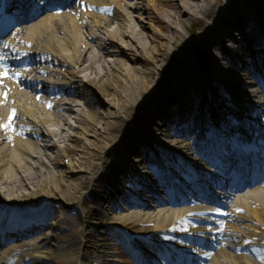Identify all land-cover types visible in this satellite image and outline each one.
I'll return each instance as SVG.
<instances>
[{
	"label": "bare ground",
	"instance_id": "1",
	"mask_svg": "<svg viewBox=\"0 0 264 264\" xmlns=\"http://www.w3.org/2000/svg\"><path fill=\"white\" fill-rule=\"evenodd\" d=\"M236 2L67 0L59 5L56 0H38L51 12L27 16L17 8V21L0 17L4 29L14 27L0 44V264H93L108 253L115 255L109 264H127L112 242L121 239L130 246L133 241L123 234L127 230L136 234L133 240L146 242L142 234L156 229L175 237L160 253L186 256L184 264L197 256L196 264H264V149L257 147L246 161L217 144L209 149L205 141L196 143L198 139L191 138L195 134L186 132L187 138L182 139L175 125L162 123L175 113V122L179 115H191L185 119L191 124L188 119L196 118V125L204 109L209 117L213 105L211 96L205 97V104H196L202 98L199 92L215 95L216 111L229 107L222 104L223 93L228 92L229 101L240 103L233 125L248 127L249 133L264 141V124H260L264 116L258 111H264L263 92L258 86L246 87L254 83L247 75L256 70L254 61L259 58L264 63V11L238 8ZM214 14L221 21L206 22L204 27L210 30L202 31L192 43V26ZM18 20L23 23L16 25ZM232 29L240 36L241 48L248 43L254 45L253 51L246 45L231 48L235 47ZM196 46L205 58L203 63L211 66L198 71L193 64L190 73L187 67ZM251 51L255 60L250 58ZM225 58H231L228 66ZM18 65L22 68H11ZM95 93L105 102L96 103ZM138 114L141 117L135 120ZM156 116L160 118L154 124ZM241 118L252 122L251 126ZM140 126L142 131L136 134ZM150 130L155 135L164 132L159 149L147 142ZM208 149L218 155L221 169L232 179L249 184L246 193H239L226 209L217 211L213 199L200 203L195 196L158 209L140 208L130 198L123 209H112L113 194L122 192L118 182L107 178L128 167V153L132 154L129 165L136 164L137 173L150 172L143 167L144 159L165 164L181 159V169L190 179H208L222 186L223 181L210 170L191 164L201 161L195 150L204 155ZM113 153L121 160L112 159L104 169ZM254 160L261 161L257 172L262 181L250 186L256 176L244 166ZM117 163L121 167L113 170ZM57 166L64 171L56 170ZM170 172L176 176L175 189H184L183 178ZM122 184L125 191L133 192L129 183ZM144 187L148 184L139 190ZM150 238L154 237L150 234Z\"/></svg>",
	"mask_w": 264,
	"mask_h": 264
},
{
	"label": "rangeland",
	"instance_id": "2",
	"mask_svg": "<svg viewBox=\"0 0 264 264\" xmlns=\"http://www.w3.org/2000/svg\"><path fill=\"white\" fill-rule=\"evenodd\" d=\"M229 1V0H228ZM243 6H249V7H255V10L257 11V10H262V11H264V0H237V2H236V7H243ZM255 11V12H256ZM254 15H256V13L254 14ZM221 21V17L219 16V15H217V14H214V15H211L209 18H203V19H201V21H200V23L199 24H197V25H193L192 26V31H193V34H194V36L192 37V39H191V42L193 43L197 38H198V36H199V34L202 32V31H209L210 30V28L208 27V28H205L204 26L206 25V22H209V21ZM17 25H21L20 23H18ZM188 25V23H186V26ZM204 27V28H203ZM204 29V30H203ZM180 30L181 31H183L186 35H188V33L182 28V27H180ZM13 32V28L12 29H7L6 31H3L0 35H2V34H5V35H7V36H9L11 33ZM230 33H234V31H233V29L232 30H230ZM6 36V37H7ZM2 36H0V44H1V40L3 39V38H1ZM232 37L234 38V41H232V43L234 44L233 46H235V47H231L233 50H236V47H240L241 48V45H243L241 42H239V40H237V37H236V35L235 36H233V34H232ZM236 37V38H235ZM245 46V45H244ZM248 46H249V44H248ZM197 47V46H196ZM242 48H243V46H242ZM241 48V49H242ZM195 51L197 52L196 54H195V57H193L192 56V61L189 63V65H190V68L189 67H187V71H189L190 73H191V71H193L194 70V66H195V68L196 69H198V71H203L204 69H207L208 67H210L211 65H208V64H206V63H203V60L205 59L204 58V56H203V54L201 53V50H200V48L199 47H197V49H195ZM195 58V59H194ZM223 60V59H222ZM193 64H194V66H193ZM224 65V64H223ZM257 65V64H256ZM15 67H22V66H15ZM257 67H259L258 65H257ZM12 68H14L13 66H12ZM195 77H196V75H194V76H192V79H195ZM229 77H230V75L228 74L227 76H226V79H229ZM245 80V79H244ZM85 83H86V81H84ZM196 82H198V83H200V81H196ZM241 82V81H240ZM243 82V81H242ZM201 84V83H200ZM87 85V84H86ZM207 86V85H206ZM247 86V85H246ZM87 89H91V87L92 86H85ZM164 89H166L165 87H163L161 90H164ZM193 91H194V89H192ZM160 92H162V91H160ZM195 92V91H194ZM175 93V92H174ZM196 93H198V92H195V94ZM199 93H201L202 94V98H201V100L199 101H195V103L196 104H200V102L202 103V105H203V101H204V99H206L207 97H206V95H205V93H203V91H201V92H199ZM225 95V94H224ZM213 97H212V100H213V103L216 101V97H215V95L213 94L212 95ZM206 97V98H205ZM224 98H225V96H223ZM94 99L96 100V103H104L105 101H104V98L103 97H101V96H99V94L98 93H95L94 94ZM207 100V99H206ZM195 103H194V105L192 104V107L193 106H195ZM189 104H190V106H191V103H186V106L188 107L189 106ZM204 104H205V101H204ZM202 105L200 106V108L203 110L204 109V107H202ZM186 107V108H187ZM190 113H195V111H190ZM203 113H204V115H202V117L204 118V116H205V114H206V112H205V109L203 110ZM139 117H141V115L140 114H138V115H136V119L135 120H137ZM172 117H173V115H172ZM157 119H158V117L156 116V117H154L153 119H152V123H153V121H154V124L155 123H157L158 121H157ZM155 121H157V122H155ZM167 122H169V120L167 121ZM140 127H142V126H140ZM159 127V126H158ZM134 128V127H133ZM135 130V129H134ZM139 129H136V134L137 133H139ZM69 144H73V143H69ZM117 155L118 154H112V155H110L109 157H108V161L107 162H105V164H104V169L106 168V167H109L110 165H111V163H110V161H112V159H116V157H117ZM131 156H132V154L131 153H128L127 154V160L125 161L126 163H128L129 164V162L131 161ZM130 157V158H129ZM166 169V168H165ZM56 170H58V171H64V169H63V167H59V166H57V168H56ZM121 183H120V190H121ZM189 188V187H188ZM50 201H61L59 198H54V199H49ZM124 207V206H123ZM123 207H122V209H123ZM87 226H88V223H85ZM100 224H95V226L96 227H98ZM80 227H82V225H80ZM83 229H85V228H83ZM50 232V231H49ZM130 233H128L127 234V237L128 238H131L132 236H133V238H134V235L136 236V234H133L131 231H129ZM147 232H149V231H147ZM144 233V234H142V236L144 237V238H146V242H143V241H138V240H134L133 242H132V246L131 247H126L127 246V244H125L121 239H118V240H115L114 242H112L113 243V245H112V248H114L113 250L115 251V253H119L118 255H120V256H122L123 257V259H126V261H128V262H126L127 264H157L158 263V260H159V252L160 251H163V250H166L169 246H171L172 245V242H173V240H174V236H172L171 234H169V233H167V232H163L161 229H159V230H152V232H151V234L153 235V236H155L154 238H150L149 237V234L148 233ZM132 233V234H131ZM137 235H139V234H137ZM131 236V237H130ZM148 240V241H147ZM91 242L92 243H90V245H93V242H94V239L93 240H91ZM214 250V249H213ZM108 255H112L111 253H109ZM109 257V256H108ZM173 258V257H172ZM100 260H102L100 257H97V260L96 261H94V263L93 264H99V262H100ZM91 264H92V262H91ZM159 264V263H158Z\"/></svg>",
	"mask_w": 264,
	"mask_h": 264
},
{
	"label": "snow or ice",
	"instance_id": "3",
	"mask_svg": "<svg viewBox=\"0 0 264 264\" xmlns=\"http://www.w3.org/2000/svg\"><path fill=\"white\" fill-rule=\"evenodd\" d=\"M43 2V0H41V3ZM5 47H7V45H5ZM7 74V73H4ZM16 75H19V73H16ZM9 119H11V115L9 116ZM3 127H8V125H2ZM217 211H219V209H217Z\"/></svg>",
	"mask_w": 264,
	"mask_h": 264
}]
</instances>
